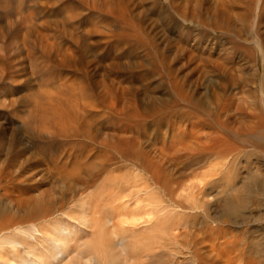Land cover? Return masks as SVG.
Listing matches in <instances>:
<instances>
[{
	"label": "rangeland",
	"instance_id": "1",
	"mask_svg": "<svg viewBox=\"0 0 264 264\" xmlns=\"http://www.w3.org/2000/svg\"><path fill=\"white\" fill-rule=\"evenodd\" d=\"M259 100L264 0H0V208L68 211L109 188L142 222V173L120 157L140 155L198 207L151 263L264 264V147L244 136L264 124Z\"/></svg>",
	"mask_w": 264,
	"mask_h": 264
},
{
	"label": "bare ground",
	"instance_id": "2",
	"mask_svg": "<svg viewBox=\"0 0 264 264\" xmlns=\"http://www.w3.org/2000/svg\"><path fill=\"white\" fill-rule=\"evenodd\" d=\"M250 106L255 107L256 103L251 101ZM256 108L264 113V102L259 100ZM223 130L226 137L229 136L236 140L242 138L240 134L233 133L230 129L223 128ZM244 136L260 143V147H264V124L260 128L247 130ZM232 150L231 147H227L221 154L228 155L233 152ZM192 151L194 152L195 148ZM201 151V153L198 151L200 157L206 154L210 156L214 154L208 148H201ZM120 157H122L123 162H129L130 167L132 166L135 168L134 170L142 173V176L135 174L134 178H141L145 182H143L144 188L136 194L134 192V194L136 199L137 197L139 199L136 200L137 202H147L142 207L143 209L146 208L144 212L142 210L143 215L147 217L146 219L138 222L139 220L135 219L136 213L132 212L134 213L132 216L130 211L131 214H126V217L125 214L122 215L119 212L123 219L124 217L127 219L131 217V219H122L119 223H115L118 218L121 219V216L116 213L120 208L118 206L113 207L112 204L120 199L121 194L116 195L117 193H114L116 190L113 192L109 188L102 189L98 194L82 199L80 204L74 205L72 203L73 206L68 211H65L68 202L63 200L60 202L34 200L29 207L23 208L22 205V208L16 207L14 214H11L12 212L9 210L0 208V264H53V261L59 256L63 259L62 264H142L143 261L145 264H149L154 258L156 261L157 256L162 254L161 251L159 253L158 251L164 248L166 241L169 239L171 242L174 241L175 237L170 233L180 225L179 218L183 216L184 211L196 210L198 207H192V205L184 207L174 199L175 191L171 187V181L163 174L160 164L152 163L140 155L131 154L129 156L123 153ZM102 160L103 167L106 157ZM107 161L109 160L107 159ZM165 161L170 162V159L167 158ZM128 181L109 179V182L102 186L105 188L114 184L122 189L125 187L128 190L125 191L124 189V192L130 193L129 187L132 185ZM132 182L134 186L135 183H138V181ZM111 188L114 187L111 186ZM233 201L232 198L226 200L225 206L229 208L228 205H233ZM56 215L65 219L47 227L48 221ZM51 228L54 230L53 235L50 239H44L42 235L52 233ZM31 232L38 233L39 236L28 235ZM27 240L40 242L36 244V247H33L29 246L30 243ZM47 240L51 243L52 255L48 250ZM10 248H13L14 251L9 250ZM139 252H143L144 255Z\"/></svg>",
	"mask_w": 264,
	"mask_h": 264
}]
</instances>
